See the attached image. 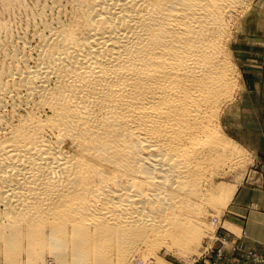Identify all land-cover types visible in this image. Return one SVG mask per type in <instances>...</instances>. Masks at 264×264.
Instances as JSON below:
<instances>
[{
    "label": "bare ground",
    "instance_id": "6f19581e",
    "mask_svg": "<svg viewBox=\"0 0 264 264\" xmlns=\"http://www.w3.org/2000/svg\"><path fill=\"white\" fill-rule=\"evenodd\" d=\"M249 7L0 0V264H131L199 244L242 158L222 109Z\"/></svg>",
    "mask_w": 264,
    "mask_h": 264
},
{
    "label": "rangeland",
    "instance_id": "374dc122",
    "mask_svg": "<svg viewBox=\"0 0 264 264\" xmlns=\"http://www.w3.org/2000/svg\"><path fill=\"white\" fill-rule=\"evenodd\" d=\"M24 18L10 17V22L16 29L20 19ZM233 33L231 51L236 66L237 90L235 100L223 106L222 113L227 122L228 135L241 145L243 151L240 152L242 158L237 166L240 167L228 171L229 173L224 174L223 178L218 179L224 184L225 190L229 186H234L232 197L222 211L212 212L210 232L200 238L199 244L193 250L179 254L161 247L156 252L155 260L141 259L131 264H221L220 261L224 256L222 249L230 245L226 238H222L225 236L220 232L223 216L237 189L250 181V170L254 169L258 172L260 164L254 154L257 152L250 149V138L255 141V144L261 142V126L257 125L256 116L254 117L253 111H250V102L253 103L258 96L250 94V87L256 80V77L253 78L252 75H260L264 54V0H250L245 19H237ZM252 108L256 109L254 106ZM250 118L253 119L252 126H250ZM248 256L255 264H264V258L257 252L250 251Z\"/></svg>",
    "mask_w": 264,
    "mask_h": 264
},
{
    "label": "crops",
    "instance_id": "0c3cea01",
    "mask_svg": "<svg viewBox=\"0 0 264 264\" xmlns=\"http://www.w3.org/2000/svg\"><path fill=\"white\" fill-rule=\"evenodd\" d=\"M259 73V76L252 75L256 80L250 87V94L258 97L250 102V111L256 116L257 125L261 126V142L255 144L250 138V149L257 152L254 154L260 164L258 172L250 170V181L237 189L223 216L220 232L230 245L224 246L225 251L224 247L222 249L221 264H255L248 256L250 251L264 258V54ZM252 122L250 118V126Z\"/></svg>",
    "mask_w": 264,
    "mask_h": 264
}]
</instances>
